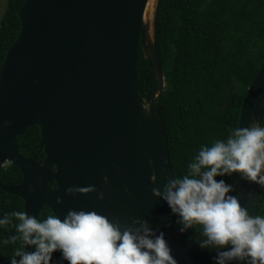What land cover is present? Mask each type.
Instances as JSON below:
<instances>
[{
	"label": "water",
	"instance_id": "1",
	"mask_svg": "<svg viewBox=\"0 0 264 264\" xmlns=\"http://www.w3.org/2000/svg\"><path fill=\"white\" fill-rule=\"evenodd\" d=\"M147 2L23 0L20 28L0 62V168L17 166L22 182L0 183V190L19 197L24 211L37 218L45 206L61 218L69 210H94L122 226H131V218L146 220L165 234L177 264H205L203 258L215 256V250L199 247L202 237L195 229L180 233L166 202L151 192L162 190L173 173L155 111L164 88L153 44L157 0L151 25L143 18ZM143 29L156 76L149 101L139 97L137 87ZM263 102L264 63L244 94L238 126L260 124ZM34 126L40 134L37 148L23 156L16 139ZM229 183L230 194L256 215L260 185L239 174ZM70 186L96 191L65 195ZM15 233L13 227L5 239Z\"/></svg>",
	"mask_w": 264,
	"mask_h": 264
},
{
	"label": "trees",
	"instance_id": "2",
	"mask_svg": "<svg viewBox=\"0 0 264 264\" xmlns=\"http://www.w3.org/2000/svg\"><path fill=\"white\" fill-rule=\"evenodd\" d=\"M22 2L5 0L0 18V62L20 28L17 11ZM153 44L164 76L155 111L168 144L173 176H178L187 170L201 145L226 139L229 130L238 127L244 94L264 63V0H157ZM145 50L143 29L138 45L137 87L139 97L149 101L156 76ZM260 125L264 126V119ZM39 135L34 126L18 137L19 154L28 156L35 150ZM223 179L230 182L227 176ZM20 180L17 166L0 168L1 184L14 186ZM21 210L19 197L0 190V217ZM47 214L52 213L44 206L38 218ZM256 215H264V186H260ZM14 223L12 218L8 225L0 226V264H10L21 247L17 232L5 239ZM213 257L203 258L204 263L214 264ZM51 264L68 262L57 251Z\"/></svg>",
	"mask_w": 264,
	"mask_h": 264
},
{
	"label": "clouds",
	"instance_id": "3",
	"mask_svg": "<svg viewBox=\"0 0 264 264\" xmlns=\"http://www.w3.org/2000/svg\"><path fill=\"white\" fill-rule=\"evenodd\" d=\"M233 174L264 186V126L257 121L230 129L226 139L210 146L201 145L184 173L166 177L162 190L153 187L151 192L166 202L180 233L195 229L202 237L199 247L215 250L214 264H264V215H251L230 194L233 187L223 177ZM94 191V186H70L65 195ZM103 198L99 192L98 199ZM12 218L21 247L10 264H51L57 251L68 264H177L165 234L143 219L131 218V226H122L94 210H69L63 218L47 214L43 219L21 210L0 217V226ZM26 246L35 250L26 252Z\"/></svg>",
	"mask_w": 264,
	"mask_h": 264
},
{
	"label": "bare ground",
	"instance_id": "4",
	"mask_svg": "<svg viewBox=\"0 0 264 264\" xmlns=\"http://www.w3.org/2000/svg\"><path fill=\"white\" fill-rule=\"evenodd\" d=\"M154 8H155V0H148L145 12H144V21L148 25H151L153 14H154Z\"/></svg>",
	"mask_w": 264,
	"mask_h": 264
},
{
	"label": "flooded vegetation",
	"instance_id": "5",
	"mask_svg": "<svg viewBox=\"0 0 264 264\" xmlns=\"http://www.w3.org/2000/svg\"><path fill=\"white\" fill-rule=\"evenodd\" d=\"M44 159H45V156L42 154V152L37 156V161L41 164L43 161H44ZM22 182V175H21V180H20V182L18 183V184H20ZM18 184H16V185H18ZM16 185H14V186H16ZM52 187L53 188H55V184L53 183L52 184Z\"/></svg>",
	"mask_w": 264,
	"mask_h": 264
},
{
	"label": "rangeland",
	"instance_id": "6",
	"mask_svg": "<svg viewBox=\"0 0 264 264\" xmlns=\"http://www.w3.org/2000/svg\"><path fill=\"white\" fill-rule=\"evenodd\" d=\"M155 3H156V0H155ZM4 9H5V0H0V18L2 17L3 15V12H4ZM154 15V14H153ZM151 24V23H150ZM7 164H5L3 167H5Z\"/></svg>",
	"mask_w": 264,
	"mask_h": 264
}]
</instances>
